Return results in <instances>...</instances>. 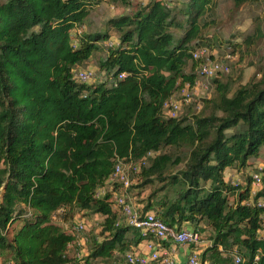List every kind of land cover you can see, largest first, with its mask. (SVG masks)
<instances>
[{"label": "trees", "instance_id": "1", "mask_svg": "<svg viewBox=\"0 0 264 264\" xmlns=\"http://www.w3.org/2000/svg\"><path fill=\"white\" fill-rule=\"evenodd\" d=\"M102 1L0 0V264H125V252L145 237L98 189L117 161L151 151L135 175L141 185L152 176L168 179L161 189L179 184L178 196L155 213L171 225L211 228L202 262L235 264L228 252L236 249L246 264L257 255L264 264V206L257 205L264 186L253 195L246 171H258L264 147V64L244 83L212 76L215 91L193 115L170 116L165 107L187 83L193 89L201 63L194 52L227 44L224 55L235 54L261 34L209 36L218 0H148L92 26ZM111 31L116 42L105 43ZM104 47L96 62L104 78L80 80V66ZM179 164L180 176L170 175ZM228 168L245 182L226 179ZM58 211L64 219L78 211L102 216L84 257L68 254L75 233L53 220Z\"/></svg>", "mask_w": 264, "mask_h": 264}, {"label": "rangeland", "instance_id": "2", "mask_svg": "<svg viewBox=\"0 0 264 264\" xmlns=\"http://www.w3.org/2000/svg\"><path fill=\"white\" fill-rule=\"evenodd\" d=\"M147 1L148 0H131V5L127 6L124 4L113 5L107 0H103L92 13L91 25L100 27L109 16L130 13L133 8L132 6L140 3L145 4ZM215 16L216 24L209 30V36L217 35L223 37L225 40L236 39L237 41H241L247 33L256 32L261 34L260 39H258L254 45L249 48L242 45L235 54H229L228 52L224 55V51L228 48V46L225 47L227 44H224L222 47L218 48H207L205 56H203L204 59L207 60L211 58L210 54H212L214 57L213 60H221L222 62L229 61L231 64V70L228 73H219L216 76H220L222 79L227 77H237L239 82L244 83L257 72L260 65L264 64V0H261L258 3L249 2L239 7H237L232 0H218V7L215 11ZM115 39H117V33L111 31V34L105 43L110 42V44H112L113 41L116 42ZM106 50L105 47L102 48L92 59L80 66L82 69L88 70L92 73L91 82L99 81L104 78V71L99 69L96 62L100 55L102 56ZM227 55L229 56L227 57ZM197 72L196 83L193 89H191L193 95L189 102H184L182 104L181 109L178 112L180 117L197 113L203 106V99L210 97L215 91L214 77L216 76L207 77L200 74L198 69ZM178 91L180 92L181 88ZM263 162L264 147L262 148L260 159L255 160V165L258 167ZM182 168L183 164L177 165L171 169L170 175L176 174L180 176L179 171ZM151 178L152 180L150 182L141 185L144 178L139 181L137 176L134 173H131V179L135 184L132 186L131 191L129 190V196L135 205H140L139 207L151 203L152 206L148 211L156 212L160 209L162 203L171 201L178 196L179 184L170 183L167 187L161 189L160 187H162L164 183H167L168 179L163 182L157 177L152 176ZM228 178L241 183L245 182V175L237 170L227 171V179ZM53 220L61 224L63 229L75 233V241L69 247L68 254L71 256H79L82 252L81 255L84 257L88 251L89 240L93 236L99 235L102 216L88 211H78L74 213L73 217L64 219L61 215V211H58L53 216ZM121 221H124V215ZM80 223H83L84 228L77 230V225ZM189 225L193 228L192 224ZM199 225L201 226L200 234L202 242L204 243L203 245H198L201 249L205 244L211 242L210 235L212 230L204 221ZM135 232L141 235L140 230ZM2 261L3 258L0 255V263ZM98 264L104 263L99 262ZM203 264H208V262Z\"/></svg>", "mask_w": 264, "mask_h": 264}, {"label": "built area", "instance_id": "3", "mask_svg": "<svg viewBox=\"0 0 264 264\" xmlns=\"http://www.w3.org/2000/svg\"><path fill=\"white\" fill-rule=\"evenodd\" d=\"M206 49L203 47L194 52V57L201 59L198 67L200 74L212 77L219 73H228L231 70L229 61L213 60L214 58L209 56L210 59L205 60L203 56H205ZM120 76L122 77L124 74ZM77 77L82 81H88L92 78V73L88 70L80 69L77 72ZM189 87V83H187L185 87L181 88L180 92L177 91L166 100L165 107L170 116L179 115L178 112L182 104L191 100L193 94ZM154 154L151 151L138 161H117L115 170L107 184L98 189V195H105L108 191L112 194L114 205L122 209L125 222L140 230L141 235L145 237L137 247L125 252V264H203L201 252L198 250V245L203 244L199 230L190 226L179 227L177 224L171 225L153 211L143 212V209L139 205H135L129 196V190L133 183L131 173L137 174L143 165L148 164V156H153ZM263 168L260 167L258 171L251 172L253 195L264 186V172H261ZM233 182L238 183L239 181L233 180ZM114 185H118V188H115ZM257 205L264 206V198H259ZM83 227L84 225L80 223L77 225V230ZM185 244L194 245V248L191 249L186 259L180 260L176 257L174 251H176L177 246ZM228 253L235 264H246V259L236 249ZM254 264H261L259 255L255 256Z\"/></svg>", "mask_w": 264, "mask_h": 264}, {"label": "crops", "instance_id": "4", "mask_svg": "<svg viewBox=\"0 0 264 264\" xmlns=\"http://www.w3.org/2000/svg\"><path fill=\"white\" fill-rule=\"evenodd\" d=\"M260 159V157L258 158V160ZM258 162V161H257ZM256 165L254 164V167H255ZM260 167H264V162L261 164V165H259L258 167L256 166V168L257 169H259ZM250 169V168H249ZM249 169H246V171H248L249 173H251L253 170H249ZM230 170H233V171H235V170H237V169H234V168H228V169H226V171H225V177H226V179H227V171H230ZM238 171V170H237ZM229 179V178H228ZM185 224H188V225H185ZM183 226L185 227V226H188L189 227V223H185ZM204 244V243H203ZM203 244H199V245H203ZM208 244L209 243H207V244H205L204 245V247L203 248H199L198 247V250L202 253V251L208 246ZM192 248H194V246H191V245H188V244H185V245H182V246H177L176 247V251H174L175 252V255H176V257L178 258V259H180V260H184V259H186V257L188 256V254L191 252V249Z\"/></svg>", "mask_w": 264, "mask_h": 264}]
</instances>
